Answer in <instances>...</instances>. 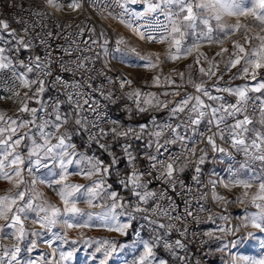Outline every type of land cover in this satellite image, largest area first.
<instances>
[{
    "label": "snow or ice",
    "instance_id": "6c2138e0",
    "mask_svg": "<svg viewBox=\"0 0 264 264\" xmlns=\"http://www.w3.org/2000/svg\"><path fill=\"white\" fill-rule=\"evenodd\" d=\"M135 3L136 0H89V3L98 9V11H104L108 9L119 8L121 11L115 14V17L121 21V23L132 25L133 20L136 18L143 17L145 13H135L132 19H125L128 16L127 5ZM244 0H207V2L197 3L195 0H159L158 3L148 2L146 12L160 13L163 14L168 23L167 24H157L159 29V35L156 31L149 30L150 25H137L136 31L140 32L142 39H147L149 41L160 42L168 40L171 38L170 42L175 44V51L180 54L187 55L191 53L192 48L181 49V41L185 36V31L187 29L195 30L197 26V20L199 19L203 24L209 25L212 16H203L198 13L209 12L215 13L214 19L217 22V29L224 33L225 36L229 35L235 29L240 27L239 22L234 26H229L225 28L223 24L220 23L221 16L220 12H227L229 15L237 13L240 15L252 14L257 20L264 25V0H254L252 9H245L242 7ZM49 6L59 8L60 5L57 0H47ZM172 6H177L178 11L173 12L171 10ZM69 7L73 9H79L81 7L80 0H72ZM194 8L196 11L194 12ZM259 10V11H257ZM34 15H42V13H33ZM108 15L112 16L113 12L108 11ZM158 19V18H157ZM0 28L9 29V25L6 21L0 20ZM143 29V30H142ZM212 27L209 26L208 32L204 33V37L211 40L212 37L210 33L212 32ZM28 29L25 28L24 32L27 33ZM90 32L95 31V29H89ZM83 29H81L80 34L82 35ZM174 34L179 35V39L174 38ZM8 35L15 40L12 50L19 52L23 50H29L32 46L31 40L25 41L23 36H17L15 30H9ZM48 37H52V33L48 32L46 34ZM104 36V33H100ZM261 40V46L257 49H252L246 57H244L245 64L252 67L253 75L252 79L255 80V71L258 69H264V37L259 38ZM11 43V40L8 41ZM86 44L88 42H85ZM97 40H91V44L85 48H80L79 46L72 48H66L62 45L58 46L59 49L64 53V55H71L73 51L77 52L78 55L75 60L71 62L63 60L62 57H55V61L59 63L61 71L65 73H71L72 79L65 80L62 76L56 75L52 81L53 86L63 85L64 91L66 93V101L56 100L53 102L52 113H48L46 105L42 101H37L40 103V108H28L26 102L22 101L23 107L20 111H27L31 113L30 120L23 119H12L8 118L7 127H0V179L11 180L13 176L21 178V165L24 164L23 157L14 151L23 141L30 140L32 147L28 151L29 167L27 171L29 175L32 174L33 169L40 167H47L46 164L42 163V159L51 158L54 163H58L61 169L59 174V179L55 181H48L51 186L52 183L61 184L69 175L79 174L86 178L91 179L94 175H100L101 179L93 180L91 185L83 184H65L63 185L58 195L64 202V208L61 210L55 206L44 207L41 205H34L31 194H29L28 199H25V191H18L15 196L0 197V219L8 221L4 227L15 229L12 236L16 239L17 244L12 248H7L0 246V264H12V261L16 260L20 248L18 243L29 233L26 232L23 219H28V213H36V219L33 223H38L42 229L51 231L53 226L57 223L64 225L67 229L73 228H91L99 227L107 229L108 231L126 234L125 230L130 227L129 223L121 222L119 220L120 216H127L130 220L135 218V214L143 213V219L148 221L150 225L155 226V229H163L164 235H155L152 241L141 240L140 243L143 246V253L139 256L138 260L134 261L133 264H169L166 259H158L154 249L159 247L161 244L163 248L168 251L175 260V264H188L187 255H180V251L186 250V244L182 239H176L175 241H169L164 238V236L171 235L175 230L179 233L180 237H184L187 234V228L183 230L176 227L177 222L186 223L189 217H192L196 222H199V217L194 215L196 212L206 211L203 205H199L198 208H194L191 199L184 200V209L180 210V206L175 203V200L171 195L168 194L169 189L171 191H176L177 180L174 178V172H183L184 168L187 166L188 161L185 160L183 163L179 162V155L170 151V146L179 143L181 153H184L186 157L195 156L197 148L196 145L202 140L206 139L207 144L211 146L213 152H220L222 154L230 156V153L226 152V149L217 145L216 141L219 138L221 141L230 143L232 148L239 152H242L246 157L244 163L240 165L242 169H248L250 167V161H259L261 165H264V97L257 96L255 98L249 97L248 92H261L264 89V82H258L251 88L248 86L236 87V88H220L214 85L213 88L217 92H228L237 97L235 104H224L219 103L217 106L213 104L205 103L204 99L207 97L209 101H223V97L219 95H213L212 92L204 87L203 83H196L189 77L187 84L191 85L197 95L186 93L184 97L175 102L174 106L169 109L168 121L163 123H157L155 117L152 118V126L155 129L150 133L151 136L155 138L156 154L147 155V160L149 167L144 172H139L135 170L134 164L136 157L132 155L129 151L130 145H122L123 151L127 157V162L130 167H133V171L129 174L127 180H122L121 184L124 188L131 192V195L135 198L134 201L124 202L123 197H120L116 191H108L111 188L110 185H106L105 177L111 174V170L116 167L119 163V157L109 151L110 146L104 143H100V140L108 135H114L117 137H128L131 135L135 139H141L142 134L148 129V124H141L138 126L139 131L134 128H127L126 130H118L117 127L105 130L98 123L102 119L101 114L97 111L100 106V99L97 97H103L104 99H110V96H105L102 87L93 88L91 84L92 77H87L83 80H77L76 74L80 73L81 76L84 73L91 71L88 64L93 62L92 56H83L84 52H91L93 49L91 45H96ZM109 41L107 39L103 40L100 47L107 54V45ZM123 41H117V44H121ZM40 44L46 45V55L44 61H41L40 56H36L34 59L29 57V63L26 65L23 60L19 61V65L26 69L23 73H18L16 71V66L13 60L5 55V48L0 47V70L11 69L12 75L21 81V84L25 87H31L32 85L38 84L39 87L33 93V97L42 94L45 91V81L44 79L37 78L36 80L27 79V73L33 71V67L40 71L44 77H49L53 75L51 64L53 62V55L51 50V45L47 44L45 39H40ZM72 44L75 45L76 41L73 40ZM235 48L239 50V53H244L245 48L240 44H235ZM117 51L120 49L117 48ZM226 51V50H223ZM218 53L217 55H219ZM171 59H177L178 56H170ZM242 57L236 54V59L234 61H229L228 68L235 67L236 64L240 63ZM140 60H147V64L143 65L145 67L152 66V61L147 57H139ZM87 62V63H86ZM199 63V60H197ZM74 65V67H73ZM209 69L206 71L204 68H200L202 74L207 75L209 78L215 75L212 70L215 65L209 62ZM191 67V65L189 66ZM243 73H249V67L243 68ZM103 75V73H99ZM183 73H180L183 79ZM222 78V77H221ZM158 80L159 77H154ZM109 83L111 79L109 78ZM129 83V81H122L121 86ZM174 83V82H172ZM177 85L176 87H180ZM85 88L89 91H85ZM178 92H164L161 95H178ZM27 96V93L25 94ZM132 95V94H130ZM139 97L140 93L137 91L135 93ZM155 95V94H151ZM68 103L70 105V111L67 113H61L60 108L63 103ZM148 103L149 101H145ZM172 101H161L158 98L155 101L154 107L168 108V104ZM85 105H87V111L95 115V119L89 120L88 117L82 115L85 111ZM139 107V105H138ZM251 108L253 114L259 111V123L262 129H257L253 125V119L249 116L248 110ZM187 110V115L179 123L173 125L169 121L178 119L181 113H185ZM139 111L144 112L146 109L139 108ZM44 112L45 116L40 118V122L37 123V113ZM54 116V119L51 118ZM75 116L74 124L77 127V132L80 131L88 133V139L90 142H95L98 147L106 152L111 157L108 163H105L99 157L91 156L86 157L84 155H78L76 152L75 144L71 143V134L65 130L63 133L60 129L63 125L67 124L72 117ZM242 116L243 118H239ZM207 118L205 130H200V125ZM231 118L234 122L228 123L227 121ZM4 120V116L0 114V121ZM113 124H118V122L113 121ZM251 126V127H250ZM95 129V131H90ZM215 128L216 131H212ZM21 129H28L20 134ZM51 129V130H49ZM167 130H171V136L168 140H165L161 144L160 137ZM191 131L192 135H187ZM8 132L7 137L3 134ZM251 134V135H249ZM42 139L43 143H38L36 136ZM15 137V139H13ZM199 138V139H198ZM55 139L56 143H51ZM153 141H149L148 147H152ZM42 152V154H41ZM167 153L168 159L171 163L165 165L164 160L160 157ZM201 155L197 160V166L195 172L197 175L192 177L193 181L197 184L199 181V174L201 168L199 165L205 162V157L207 155L206 150L200 149ZM11 157L9 160L8 157ZM32 156L37 158L33 161ZM8 161L7 165L5 161ZM81 161H86V167H80ZM174 163L177 167L174 168ZM75 164L78 171L75 173L69 172V165ZM15 166V167H13ZM158 167L164 168V171H159ZM9 170H5V169ZM156 171L157 175L154 179L159 180L162 184L167 185V188H163L159 191L149 190V184L151 180L147 182H141L143 176L152 177L153 172ZM55 175V173H53ZM36 179L32 180V184L36 183ZM40 183H45V180L40 179ZM23 183L21 178L17 182V187L19 184ZM217 181H212L213 187ZM226 188L241 185L245 189H249L253 184H258V191L256 194L252 195L251 203L259 209V212L246 215L244 217L245 222L241 225L242 227H247L248 222L251 223L252 227L259 229L264 232V175H250L247 179H241L238 177L237 173L233 172V179L228 182H223ZM181 189H185L190 192V186H186L183 181H179ZM83 190V191H81ZM80 195L77 196L76 194ZM104 195L112 201L110 205L106 206V210L101 213L85 212L77 207V201L83 199L90 206L94 205V201L98 198L103 199ZM245 196L248 195L247 192L244 193ZM214 199L224 200V197L214 195ZM167 200L166 204H161L160 201ZM17 201H23L22 204H17ZM152 202V206L148 207L149 202ZM241 203L243 200L240 201ZM16 205L15 208L12 206ZM122 209L121 212L117 213L116 209ZM11 213V216L8 214ZM43 213V215H41ZM95 220L99 221L96 223ZM155 217V218H153ZM160 218H166L168 223L161 222ZM211 219V216L209 217ZM221 219H226L221 217ZM221 232L226 231L224 228L218 229ZM238 228L227 229V231L236 232ZM33 236L41 235L40 232H31ZM66 235V233L64 234ZM139 236V233H136ZM205 235L211 237L212 233L207 232ZM252 233H248V236H252ZM57 238H62L57 235ZM242 239V238H241ZM66 242V241H65ZM99 245L96 248L97 253L102 254V259H100L99 264H108V260L112 257L113 253L118 252L119 249L124 248L125 245H118L115 240H102L96 241ZM233 243V242H230ZM32 247H35V241L32 242ZM31 250V248L29 249ZM6 258L7 261H6ZM61 258H64V254L61 253ZM29 264H33L29 261ZM52 264H56L55 261ZM234 264V262H233ZM248 264H264V258L259 260H250Z\"/></svg>",
    "mask_w": 264,
    "mask_h": 264
},
{
    "label": "built area",
    "instance_id": "2783aa9c",
    "mask_svg": "<svg viewBox=\"0 0 264 264\" xmlns=\"http://www.w3.org/2000/svg\"><path fill=\"white\" fill-rule=\"evenodd\" d=\"M60 7L56 8L49 6L47 0H0V20L6 21L9 25V29L0 28V47L5 48V55L9 56L16 66V71L18 73H23L26 71L24 67L19 65V61L23 60L27 65L29 63V57L33 59L36 56L41 57V61H44L46 55V45L40 44V39H45L47 44L51 45L53 62L51 64L53 75L49 77H44L39 70L33 67V71L27 73V79L36 80L38 77L44 79L45 81V91L33 97V93L36 88L39 87L38 84L32 85L30 88L25 87L21 84V81L16 79L12 75L11 69L0 70V114L4 116V120L0 121V127H7L8 118L12 119H23L30 120L31 113L27 111H20L23 107L22 101L26 102L28 108H40V103L37 101H42L46 105L48 113H52L53 102L56 100L66 101V93L64 91L63 85L53 86L52 81L56 75L62 76L65 80H71L72 74L65 73L61 71L59 63L55 61V57H62L63 60L71 62L75 60L78 53L73 51L72 54L64 55V53L59 49L58 46L62 45L66 48H72L79 46L80 48H85L91 44V40H97L96 45H91V52L82 53L83 56H92L93 62L88 64V67L92 69L91 71L84 73L81 76L80 73L76 74L77 80H83L87 77H92L91 84L93 88L102 87L105 96H110V99H100V106L97 111L101 114L102 119L98 121L99 125L105 130L117 127L118 130H126L131 127L139 131L138 126L141 124H148V129L142 134L141 139H135L131 135L128 137H117L114 135H108L100 140V143H104L110 146L109 151L113 153L112 145L119 143L120 152L117 155L119 157L120 166L116 165L112 169L115 175L116 182L123 187L121 184L122 180H127L129 174L133 171V167H130L127 162V157L123 151L122 145H130L129 151L133 156L136 157L135 160V170L139 172H144L148 167L147 155L156 154L155 138L150 135L155 129L152 126V118L155 117L157 123H163L168 121L169 109L172 108L175 102L181 100L186 93L197 95L195 89L187 84L189 77L196 83H203L204 87L209 89L213 95H219L223 97V101H209L207 97L201 96L205 103L213 104L217 106L219 103L224 104H235L237 97L228 92H217L213 86L217 85L220 88H232L230 84L223 83H213L208 76L201 80L197 79V76H187L184 72L186 69L192 65H196V57L199 55L198 49L201 47V43L209 42L208 45L211 46L213 43L221 41V38H212L210 41L202 40L201 37L195 38L193 41H181V49L192 48L191 53L184 55L182 53L178 54L175 51V44L171 43L170 39L154 42L147 39H142L140 32L136 31L137 25H150L149 30L156 31L159 35V29L157 24H167L168 21L166 17L160 13L146 12L147 4L149 0H136L135 3L129 2L128 16L125 19H132L135 13H145L143 17L136 18L133 20L131 26H128L138 37L139 40L153 45L160 50L161 55L167 57L178 56L179 58L173 59L175 64H177V69H180L183 73L182 85L176 87L173 81L174 74H168L166 80L160 86H155L151 84H140L137 90L140 95L137 97L133 91V85L136 82L135 73L130 66L131 60H124L121 56V45L117 44L119 30L114 28L109 24V22H120L119 19L115 17L116 13H119L121 9L114 8L104 11H98L97 8L93 7L89 0H80L81 7L79 9H73L69 7L72 0H57ZM152 3H158L159 0H150ZM171 10L173 12L178 11L177 6H172ZM108 11H112L113 15L109 16ZM194 8V12H195ZM33 13H42V15H34ZM158 18V19H157ZM27 28V33L24 29ZM81 29H83L82 35L80 34ZM89 29H95L94 33L90 32ZM9 30H15L17 36H23L25 41L31 40L32 46L29 50H21L15 52L12 50L15 40L8 35ZM143 30V29H142ZM51 32L52 37H48L46 34ZM103 32L104 36L100 33ZM237 31H234L232 36H236ZM175 39H179V35H174ZM107 39L109 41L107 45V54L100 47L103 40ZM11 40V43L8 41ZM75 40L76 44L73 45L72 41ZM85 42H88L87 44ZM120 50L117 51L116 49ZM214 64V61H211ZM87 63V62H86ZM74 67V65H73ZM214 71V68L212 69ZM172 71V73H174ZM103 73V75L99 73ZM177 73V72H175ZM109 78L111 83H109ZM129 81V83L121 86L122 81ZM85 91L89 89L85 88ZM178 92V95H161L163 92ZM27 93V96L25 95ZM132 94V95H130ZM151 94H155L154 96ZM249 97L255 98L259 96L258 93H248ZM161 101H172L168 104V108L154 107L156 99ZM145 101H149L146 103ZM139 105V107H138ZM139 108H144L146 111L141 112ZM66 109L70 111V105L68 103H63L61 105V113H66ZM249 116L253 119V125L255 126L259 123V111L255 114L252 113L251 108H249ZM82 115L88 117L89 120L95 119V115L87 111V105H85V111ZM187 115V110L185 113H181L178 119L169 121L173 125L179 123ZM44 112L37 113V123L40 122V118L44 117ZM54 119V116L51 117ZM239 118H243L240 116ZM75 116L72 117L74 126L75 137L71 139L78 148L79 155H84L86 157H99L104 162L108 158L111 160L108 152L100 149L95 142H90L88 139V133L80 131L77 132V127L74 124ZM113 121L118 122V124H113ZM207 118L200 125V130L204 131L206 126ZM228 123H233L234 121L229 118ZM66 125H63L60 132L63 133L66 129ZM251 127V126H250ZM28 129H21L20 134ZM51 130V129H49ZM90 131H95L91 129ZM212 131H216L215 128ZM7 137L8 132L3 134ZM187 135H192L191 131ZM251 135V134H249ZM171 136V130H167L160 137V143L163 144L165 140H168ZM15 139V137H13ZM199 139V138H198ZM38 143H43L39 135L36 136ZM149 141H153L152 147H148ZM23 141L18 147L14 149L15 152L19 153L23 159H25V172L28 177L36 179L42 175L43 172L49 170L54 165L51 158L42 159V163L46 164L47 167H40L38 169L34 168L31 175H29L27 168L29 167L28 151L29 149L22 148ZM51 143H56L53 139ZM217 145L226 149L227 153L231 155H225L220 152H213L210 145L207 144L206 139L202 140L196 145L197 151L195 156L186 157L184 153H181L179 143L171 145L170 151L179 155V162L183 163L185 160L188 161L187 166L184 168L183 172H174V178L177 180L176 191L173 192L169 189L168 194L173 197L175 203L180 206V210L184 209V200L191 199L194 208H198L199 205H203L206 211L196 212L194 215L199 217V222H196L192 217H189L186 223L177 222L176 227L183 230L187 228V234L184 237H180L179 233L175 230L171 235L164 236L165 239L169 241H175L176 239H182L186 244V250L180 251V255H187L188 264H237L238 255L242 250L245 249L247 244V234L249 232L247 227H242L241 225L245 222L244 217L249 214V209H254L259 211L251 203V197L255 193V189L258 188V184H253L249 189L243 188L241 185H235L226 188L223 182H228L233 179V172L235 171L239 178L247 179L250 175H264V165H261L259 161H250V167L248 169H242L240 165L245 162L246 157L242 152L237 151L232 148L230 143H226L217 138ZM206 150L205 162L200 166L201 172L199 174L200 183L197 184L193 181L192 177L197 175L195 168L197 166V160L201 155L200 149ZM114 154V153H113ZM37 157L32 156L31 159L34 161ZM164 160L165 165L171 163L172 161L168 159L167 153L160 157ZM87 164L82 165L86 167ZM177 164L174 163V168ZM127 168V171L123 169ZM159 171H164V168L158 167ZM157 172L154 171L152 177L143 176L141 182H147L151 180L149 184V190L159 191L168 186L162 184L159 180L154 179ZM101 179L100 175H94L89 180L91 183L93 180ZM106 185L111 183L108 177L104 178ZM179 181H183L186 186H190L191 191L188 192L185 189H181ZM212 181H217L215 187H213ZM36 187L42 189L39 182H36ZM124 188V187H123ZM111 188L108 189V191ZM128 191L130 201H134L135 198ZM247 192L248 195L245 196L244 193ZM214 195L224 197V200L214 199ZM243 200L241 203L240 201ZM125 202V201H124ZM161 204H166L167 200L160 201ZM152 206V202H149L148 207ZM143 213L135 214L134 219H129L130 224H136L135 230L139 233V239L151 241L150 235H143L144 231H155L164 235L163 229H155V226L150 225L148 221L144 220ZM211 216V219L209 218ZM225 217L226 219H221ZM155 218V217H153ZM161 222L168 223L166 218H160ZM224 228L226 231L221 232L218 229ZM238 228L236 232L227 231V229ZM211 232L212 236L209 237L205 233ZM242 238V239H241ZM233 242V243H230ZM143 247V246H142ZM166 253L170 254L163 248L161 244L159 246ZM156 249V248H155ZM154 249V251H155ZM258 253L261 257H264V247H257ZM156 254V251H155ZM171 255V254H170Z\"/></svg>",
    "mask_w": 264,
    "mask_h": 264
},
{
    "label": "rangeland",
    "instance_id": "374dc122",
    "mask_svg": "<svg viewBox=\"0 0 264 264\" xmlns=\"http://www.w3.org/2000/svg\"><path fill=\"white\" fill-rule=\"evenodd\" d=\"M195 2L203 3L207 2V0H195ZM253 3L254 0H244L242 7L245 9H252ZM203 14H209V16L215 15V13H209L205 11L198 13V16ZM220 16V23L223 24L225 28L234 26L237 24V22H239L240 27L234 30L237 31L238 34L235 37H219L221 38V41L215 42L211 46L208 45L209 42H205V45L198 49L199 55L195 60L196 65H191V67H188L184 73L188 77L197 76V79L201 80L207 75L202 74L199 71L200 68H204L207 71L210 67L209 62L214 61L215 75L211 76L209 79H215V81L219 83L230 82L231 77L228 78L227 76L234 73L236 76L238 75V77L235 78L236 80L233 78L235 81L232 83V85L235 87H242V85H246V83L254 82L251 77L253 71L252 67L245 64L244 57H246L252 49L257 47L258 38L255 37V35H257V30L263 28L264 25H262L261 22L250 13L247 15H240L237 13L229 15L227 12L221 11ZM120 28L122 31H119L118 39L119 41H123V43L120 44V53L124 60H131L129 64L132 67L136 78V82L132 89L134 92L139 89V83H148L151 85L160 86L164 83L167 75L170 73L174 74L173 81L175 85H182L183 82L180 76L181 70L177 69L174 71V73L169 71V68L176 63L173 61V59L165 55H161L160 50L158 51V57H154L152 54L146 55L145 50L143 49L146 43L139 40L135 33L132 35L126 26L118 25L119 30ZM182 30L185 31V40L193 41L195 38L201 37L202 40L210 41L206 37L202 38L204 37L206 30L199 19L197 20V28H195V30ZM234 31H232V35L234 34ZM174 35L177 36L178 34ZM235 44L242 45L245 48V52L239 53V50L235 48ZM146 47L153 46L146 44ZM218 53L220 54L217 55ZM236 54H239L242 57L240 59V63L229 69V61H234L236 59ZM139 57L149 58L152 61V66H143L147 64V60H140ZM197 60H199V63H197ZM246 66L249 67V73L247 74L248 77H246V79H240L242 74H244L243 68ZM154 77H159V79L155 80ZM71 143L75 144L74 142ZM31 147L32 144L30 140L26 139L22 144V148L24 149H30ZM76 152L78 153L77 146ZM0 159H3V157L0 156ZM8 159L10 160L11 157L9 156ZM25 161L26 160L24 159V164L20 166L22 169L21 178L23 179V183H20L19 187H17V182L21 178L15 176H13L10 181L0 179V197H13L18 191H25V199H28L29 194H31L34 205H41L44 207L55 206L62 210L64 208V202L61 200L58 192L63 185H91L89 178L79 174H73L67 176V178L61 184L52 183L50 186L48 181H55L59 179V174L61 171L58 163H54L51 169L43 172L42 175L37 178L38 182L40 179L45 180V183L39 182L42 188L39 189L36 187V183L34 185L32 184L33 179L27 176L25 172ZM7 163L8 161L6 160L5 164L7 165ZM84 164H87L86 161H81L80 167H82ZM5 170L9 169L6 168ZM68 171L72 173L77 172V166L75 164L69 165ZM53 173H55V175H53ZM107 177H109V175ZM109 191L114 190L111 188ZM254 191L256 194L258 188ZM76 195L79 196L80 194L77 193ZM22 203L23 201H17V204ZM93 203L97 206H90L83 199H80L77 201V207L85 212L101 213L106 210V206L110 205L112 201L108 199L106 195H104L103 199L98 198ZM12 207L15 208L16 205H13ZM121 211L122 209L120 208L116 209L117 213ZM257 212L259 211L251 208L249 209V214ZM8 215L11 216V213ZM41 215H43V213ZM28 217V219H23V215L21 216L24 228L29 234L19 241L18 246L20 248V252L16 257V260L12 261V264H29V261H32L33 264H52L53 261H55L56 264H99L100 259L103 257L101 253H97L95 251L99 246L96 241L102 240H115L118 245H125L124 248H121L118 250V252L113 253L112 257H110L108 260V264H133V262L138 260L139 256L143 253V247L140 243L141 239H139V236L136 235L137 231L132 229V225L134 223L130 224L127 216L119 217L121 222L130 224V227L125 230L126 234L108 231L107 229L99 227L67 229L60 223L54 225L51 231H47L46 229H42L38 223H33V220L36 219V213L29 212ZM94 221L99 223V221L95 220V217ZM7 223L8 221L0 219V246L12 248L17 244L16 239L12 236V233L15 231V229L4 227ZM247 228L249 230L248 233H252L253 235L248 236L247 234V244L245 249L242 250L238 255L239 258L237 264H248V261L250 260H259L264 258L259 255L257 250V247H264V232L252 227L250 222H248ZM33 231L40 232L41 235L33 236L31 235V232ZM129 232L131 236L130 240L127 239ZM148 232V230L144 231L143 235H148ZM65 233L66 235H64ZM57 235H60L62 238L58 239ZM33 241H35V247H32ZM30 248L31 250H29ZM61 253L64 254L63 259L61 258ZM156 256L158 259L162 258L169 261L165 251L163 255L156 254ZM7 259L8 258H6V261Z\"/></svg>",
    "mask_w": 264,
    "mask_h": 264
},
{
    "label": "crops",
    "instance_id": "0c3cea01",
    "mask_svg": "<svg viewBox=\"0 0 264 264\" xmlns=\"http://www.w3.org/2000/svg\"><path fill=\"white\" fill-rule=\"evenodd\" d=\"M205 15H206V17H207V15L209 16V14H203V16H205ZM212 17L213 18L210 19V21H209V25H205V24H203L201 22L203 24V26L205 27L206 32H208L209 26L212 27L213 30L210 33V35L212 36V38H219V37H222V36L223 37H230V36H232V33L229 34V35H227V36H225L224 33L220 32L217 29V27H216L217 22L215 21L214 16H212ZM196 28H197V26H196ZM257 31L258 32H257V35H255V37L258 38L257 39L258 41H257V47L255 49H257V48H259L261 46V40L259 38L260 37H264V27L261 28L260 30H257ZM233 37H235V36H233ZM185 41L190 42L192 40H185ZM243 75H244V78H243ZM252 75H253V71H252ZM252 75H251V77H252ZM227 77L228 78L231 77V78H230V82H226V83L230 84L232 88H236L235 86L232 85V83L236 80L235 78L238 77V75L236 76V74L233 73V74H231V75H229ZM246 77H248L247 74H242V76L240 77V79H246ZM210 80H212L213 83H219V82H216L215 79H210ZM258 82H264V69H258V70H256L255 71V80H254V82L246 83V85H242V87L248 86L249 88H251L253 85H255ZM248 93H254V92L253 91H249ZM256 93H258L259 96L264 97V89H262L261 92H256ZM255 127L257 129H262V126L260 124L255 125ZM262 130H264V129H262Z\"/></svg>",
    "mask_w": 264,
    "mask_h": 264
},
{
    "label": "trees",
    "instance_id": "16d2710c",
    "mask_svg": "<svg viewBox=\"0 0 264 264\" xmlns=\"http://www.w3.org/2000/svg\"><path fill=\"white\" fill-rule=\"evenodd\" d=\"M67 112H69V110L66 109V113H67ZM65 130H67V131L71 134L72 138L75 137V135H74V126H73V121H72V120H69V121H68ZM72 138H71V139H72ZM112 149H113V153L117 156V155L119 154V152H120V145H119V143H115V144H113V145H112ZM109 161H110V160L107 158L106 161H105V163H108ZM120 165H121V164L118 163V166H120ZM123 170H124V171H127V168H125V169H123ZM108 180H109V182L111 183V188H112V190L118 192L119 196H120V197H123V201H127V202L130 201V199H129V195H128V191L125 190L122 186H120V185L116 182V178H115V175L113 174L112 170H111V174H110L109 177H108ZM135 226H136V224H133V225H132V229H133V230H135ZM148 233H149V235H150V237H151V241L154 239L155 235L160 234V233L155 232V231H149ZM160 235H161V234H160ZM127 239H128V240L131 239L130 232H129L128 235H127ZM155 251H156V254H158V255H163V254H164V251H163L160 247H157V248L155 249ZM165 254L167 255V257H168V259H169V264H175V260H174V258H173L170 254H168V253H166V252H165Z\"/></svg>",
    "mask_w": 264,
    "mask_h": 264
},
{
    "label": "bare ground",
    "instance_id": "6f19581e",
    "mask_svg": "<svg viewBox=\"0 0 264 264\" xmlns=\"http://www.w3.org/2000/svg\"><path fill=\"white\" fill-rule=\"evenodd\" d=\"M109 24L111 26H113L114 28H116L117 30H119L118 29V25L126 26V25H124V24H122L120 22H109ZM126 27L130 31V33L132 35H134V32L128 26H126ZM119 31H122L121 28H120ZM144 43H146V42H144ZM146 44H148V43H146ZM146 44L144 45V48H143L145 50V54L146 55L147 54H152V55H154V57H158L159 49H157L156 47H154L153 45H150V44H148V45L153 46L154 48L153 47H146ZM204 45H205L204 43H201V46H204ZM177 67H178L177 64H173L172 67L169 68V71H174ZM238 258H239V256H238ZM238 258H237V261H238Z\"/></svg>",
    "mask_w": 264,
    "mask_h": 264
}]
</instances>
